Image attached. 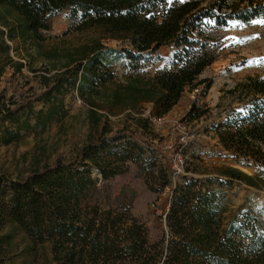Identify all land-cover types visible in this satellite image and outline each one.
<instances>
[{"label": "trees", "instance_id": "1", "mask_svg": "<svg viewBox=\"0 0 264 264\" xmlns=\"http://www.w3.org/2000/svg\"><path fill=\"white\" fill-rule=\"evenodd\" d=\"M229 1L202 6L195 0H0V9L13 18L0 20L5 28L0 31L1 52L10 50L4 35L12 42H41L52 19L69 11L77 30L101 28L109 36L127 41L128 48L117 50L96 43L49 90L32 96L25 106L44 97L50 101L53 94L65 89L76 91L95 109H100L98 102L118 104L125 98L129 104L136 100L152 104L155 116L165 117L187 89L205 83L200 76L216 61L215 52L202 39L208 25L248 24L264 15V0ZM245 2L249 4L243 5ZM165 47L173 50L170 68L157 72L145 84L108 89L116 77L112 58H124L128 70L138 72L146 56ZM231 92L239 93L241 106L214 124L213 131L224 158L256 168L257 173L248 175L227 166L218 169L217 177L179 174L183 181L171 188L169 198V238L163 264H264V231L256 228L251 217L225 223L226 194L234 183L264 190V78L250 77ZM51 106L45 125L55 114L67 113L62 100ZM18 110L0 98V144L21 139L25 127L16 117ZM205 113L194 103L186 118L195 120ZM44 115L41 111L39 117ZM6 123L17 128L10 129ZM119 138L100 136L87 142L75 158H60L18 179L0 177V233L9 228L0 234V245L4 241L13 248L16 235L21 234L25 251L31 255L49 246L55 264H158L148 252L144 225L131 215V203L126 217L103 207L105 186L100 183L122 174L121 164L140 162L143 154L142 147L135 145L136 152L134 146L119 144ZM164 179L165 186H170L167 173Z\"/></svg>", "mask_w": 264, "mask_h": 264}, {"label": "rangeland", "instance_id": "2", "mask_svg": "<svg viewBox=\"0 0 264 264\" xmlns=\"http://www.w3.org/2000/svg\"><path fill=\"white\" fill-rule=\"evenodd\" d=\"M195 1L208 6L216 0ZM2 18L13 19L0 9V20ZM0 31L5 32L2 24ZM205 36L203 41L216 56V61L200 76L205 83L196 88L197 91L187 89L164 122L156 125L150 122V117L155 115L153 105L142 100H136L135 104H129L125 98L118 104L98 102L100 109H95L81 100L76 91L64 89L62 94H53L50 101L44 97L25 106L32 96L49 90L61 73L85 58L96 43L121 50L128 48L127 41L113 38L101 28L77 30L69 11L52 19L51 29L43 33L41 42H12L4 35L10 50L2 53L0 40V98L11 109H19L16 117L25 128L19 141L0 144V177L18 179L60 158H75L87 142L96 141L100 136L107 140L120 137L119 144L134 146L136 152V146L142 147L140 162L121 164L122 174L100 183L105 186L103 207L113 208L115 214L126 217L131 203L132 217L147 231L149 254L158 264H163L169 238L166 223L169 198L171 188L183 181L179 174L199 179L217 177L218 169L227 166L248 175L257 173L256 168L224 158L213 127L224 121L230 110L241 106L239 93H232V90L250 77L264 78V15L248 24L231 21L221 28L209 24ZM172 52L165 47L146 56L147 61L138 72L129 71L124 58H112L111 68L116 77L108 89H121L130 83L145 84L157 72L172 66ZM20 65L21 71L18 70ZM57 100L63 101L67 113L55 114L45 125L51 103ZM194 103L199 111L206 110V113L198 119L187 120ZM41 111L45 114L42 118L39 117ZM5 125L17 128V125ZM165 171L172 181L168 187L165 186ZM225 206L226 224L251 217L256 228L264 231L263 189L234 183L227 191ZM8 230L5 228L0 234ZM22 237L16 235L13 248L4 241L1 243L0 264H55L49 246L36 249L30 255L25 251Z\"/></svg>", "mask_w": 264, "mask_h": 264}, {"label": "built area", "instance_id": "3", "mask_svg": "<svg viewBox=\"0 0 264 264\" xmlns=\"http://www.w3.org/2000/svg\"><path fill=\"white\" fill-rule=\"evenodd\" d=\"M170 56L172 57L173 55L171 54ZM195 91H197V89ZM164 120H165V117H158L155 115L150 117V122L154 123L156 125L162 124L164 122Z\"/></svg>", "mask_w": 264, "mask_h": 264}]
</instances>
